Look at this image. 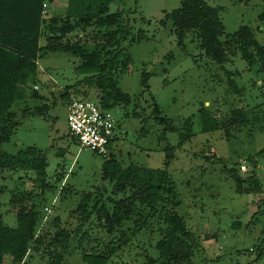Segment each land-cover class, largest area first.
<instances>
[{"label":"rangeland","instance_id":"rangeland-1","mask_svg":"<svg viewBox=\"0 0 264 264\" xmlns=\"http://www.w3.org/2000/svg\"><path fill=\"white\" fill-rule=\"evenodd\" d=\"M61 1L56 0L48 7L49 15L63 12L64 0ZM203 1L221 8L225 35L248 26L264 48V23L259 21L264 0ZM179 6V0H124L120 5H109V13L123 11L133 32L142 31L145 35L141 42L124 45L131 63L116 80L120 90L130 97V103L112 111L116 128L111 152L123 167L134 164L167 172L179 202L173 210L183 217L195 238L192 264H264V189L257 195L239 194L228 173L233 170L241 177L251 173L264 177V75L257 64L248 65L238 54L229 55L222 70L204 55L190 32L183 45H178L171 23L160 22ZM44 45L41 40L40 46ZM78 64L72 53L48 52L41 56L37 87L45 99L27 97L13 104L11 111L17 115L24 110L31 113L23 118L18 116L14 134L0 147L8 154L35 148L46 157L45 182L49 189L44 194L42 223H45L40 233L55 232L50 227L55 217L59 218L60 227L74 230L76 223L69 215L77 208L83 193L105 189V201L124 197L113 195L110 182L102 179V166L108 157L81 148L70 134L68 103L58 97L65 87L74 84ZM223 71L239 73L235 79L237 96L226 94ZM144 75L148 76V89L142 84ZM54 99L57 102L51 105ZM75 100L81 98L70 97V102ZM229 104L231 109L249 114L248 124L230 127L226 134L225 130L203 134L197 121L198 110L204 105L221 121ZM46 105L49 108L43 114H32L33 109ZM153 105H157L165 124L159 125L154 120ZM188 120L193 124L190 132L185 130ZM188 133L190 136L182 141L181 137ZM167 154L170 159L166 162ZM241 165L246 167L245 172L240 170ZM58 174L63 175V180H56ZM34 178L33 172L0 171V216L6 226L16 227L17 209L9 204L10 193L15 187L19 192L30 191L35 186ZM88 227L96 229V220L84 228ZM131 227L130 222L123 225L124 230ZM157 229L155 225L153 229H142L131 240V246L123 249V262L147 264L146 256L156 257L154 246L161 239ZM70 240L73 246L75 239ZM106 242V235L100 230L95 240L90 237L88 249L109 251ZM77 254L78 250L76 253L67 250L63 264H83ZM120 254L107 264H118ZM29 261L28 264H47L39 256Z\"/></svg>","mask_w":264,"mask_h":264},{"label":"trees","instance_id":"trees-1","mask_svg":"<svg viewBox=\"0 0 264 264\" xmlns=\"http://www.w3.org/2000/svg\"><path fill=\"white\" fill-rule=\"evenodd\" d=\"M123 2L64 0L63 12L49 15L48 7L56 0H0V147L14 134L18 116L23 118L31 113L24 110L17 115L11 111L13 104L27 97L45 99L38 93L37 76L38 61L48 52L72 53L79 61L74 71V84L65 87L58 97L62 102L69 103L71 96L80 97L111 112L130 103V97L120 90L116 79L131 63L124 45L141 42L145 35L142 31L133 32L123 11L109 13V5ZM179 4L178 9L165 14V19L160 22L162 25L171 23L178 45H183L190 32L204 55L222 70L229 62V55L238 54L248 65L257 64L264 75V48L255 40L251 28L241 26L233 35H225L220 19L221 8L208 6L203 0H179ZM259 21L264 23V10ZM41 40L45 42L43 47L40 46ZM223 72L226 94L237 96L239 89L235 79L239 73ZM143 78L142 84L148 89V76ZM56 102L54 99L51 105ZM230 104L221 121L204 105L198 110L197 121L203 134L220 130H225L226 134L230 127L248 124L249 114L231 109ZM153 106L154 120L159 125L165 124L157 105ZM48 108L47 105L38 107L32 114L41 115ZM187 124L189 129L185 130L190 132L193 124L190 120ZM189 136L190 133L181 137L182 141ZM111 148L112 145L108 147V159L102 166V179L110 182L113 195L124 194V197L105 201V189L83 193L77 208L69 215L75 220L74 230L60 227L59 218L55 217L50 223V227L55 228L52 235L48 230L40 233L45 223H42V207H46L44 194L49 189L45 182L48 166L45 155L35 148L20 150L16 154L0 149V171L33 172L35 175V186L30 191L19 192L15 187L10 193L9 204L17 209L14 213L16 227L6 226L0 216V264H28L36 256L46 259L47 264H63L64 253L70 249L74 253L78 250L77 255L83 264H107L118 252H121L118 264H131L123 262V249L131 246V240L142 229H153L154 225L161 239L154 246L158 255L146 256L147 264H192L195 238L188 231L183 217L173 210L179 202L167 172L134 164L123 167ZM169 159L167 154L166 162ZM215 159L213 156L212 160ZM228 173L239 194L262 193L264 177L261 179L255 173L241 177L233 170ZM56 180H63V175L58 174ZM93 219L96 220V229H85ZM126 222H130L133 228L124 230ZM100 230L106 235L109 251L97 247L88 249L90 237L95 240ZM71 237L75 239L73 246L69 243Z\"/></svg>","mask_w":264,"mask_h":264},{"label":"built area","instance_id":"built-area-1","mask_svg":"<svg viewBox=\"0 0 264 264\" xmlns=\"http://www.w3.org/2000/svg\"><path fill=\"white\" fill-rule=\"evenodd\" d=\"M67 124L70 134L77 139L81 148L102 157L108 155V147L115 138L116 124L111 111L103 110L88 100H75L68 103ZM240 170L245 172L246 167L241 165Z\"/></svg>","mask_w":264,"mask_h":264},{"label":"water","instance_id":"water-1","mask_svg":"<svg viewBox=\"0 0 264 264\" xmlns=\"http://www.w3.org/2000/svg\"><path fill=\"white\" fill-rule=\"evenodd\" d=\"M252 166H255V163L254 162L252 163Z\"/></svg>","mask_w":264,"mask_h":264}]
</instances>
